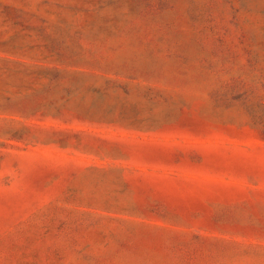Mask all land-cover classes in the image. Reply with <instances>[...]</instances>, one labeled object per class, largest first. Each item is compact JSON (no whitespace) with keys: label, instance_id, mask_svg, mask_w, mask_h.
Returning <instances> with one entry per match:
<instances>
[{"label":"rangeland","instance_id":"374dc122","mask_svg":"<svg viewBox=\"0 0 264 264\" xmlns=\"http://www.w3.org/2000/svg\"><path fill=\"white\" fill-rule=\"evenodd\" d=\"M0 264H264V0H0Z\"/></svg>","mask_w":264,"mask_h":264}]
</instances>
